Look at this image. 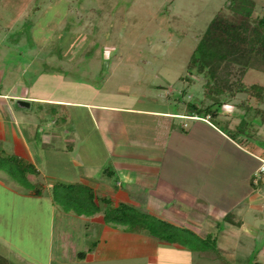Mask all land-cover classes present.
Here are the masks:
<instances>
[{
	"label": "rangeland",
	"instance_id": "1",
	"mask_svg": "<svg viewBox=\"0 0 264 264\" xmlns=\"http://www.w3.org/2000/svg\"><path fill=\"white\" fill-rule=\"evenodd\" d=\"M254 1L255 14H259L264 0ZM227 3L228 0H0V93L18 81L30 92H40L41 97L187 114V103L203 99L201 81L187 76L189 57L210 20ZM244 82L264 85V75L249 71ZM244 99L245 95H238L224 107L226 112L217 120L233 129L240 120L237 115L243 113L239 104ZM261 107L263 116L254 122L252 132L245 129L253 136L250 143L243 137H230L233 132L214 119L210 121L214 131L202 121H186L189 128L185 132L179 129L184 141L181 152L186 151L181 156L188 157L191 149H198L203 159L187 162L188 173L210 174L202 181L203 187L200 188L199 182L198 188H192L199 193L201 202L186 212L191 224L186 227L200 238L208 234L216 236L215 246L221 258L212 251L199 257L188 250L178 252L171 246H159L154 261H149L133 255L134 241L125 238L119 243L122 258L99 262L86 259L70 264H264V176L262 193L259 187L249 186L245 181L248 167L257 169L261 163L238 153L227 144L229 140L219 138L215 132L229 136L253 153H263L264 161V105ZM13 108L18 109L16 104ZM47 108L31 103L29 109L18 110L19 118L26 119L31 126L25 132L27 140L44 149L51 146L50 130L41 132L44 119L48 118ZM69 113L71 120L63 129L59 123L55 126L61 138L52 142L54 153L43 152L45 163L41 168L66 177L71 155L62 141L67 136L65 130L74 128L72 156L81 164L89 163L85 168L90 172L88 183L99 191L112 192L115 178L106 173L112 172V166L99 145L93 122L82 110L70 109ZM248 191L254 205L261 201V209L251 210L248 204L245 203L247 207L239 204L241 194ZM12 201L11 213L0 225L7 224L6 232L15 250L20 251L18 255L26 264H58L52 258L58 252L57 242L53 252L49 248L50 232L56 237L58 229L50 225L47 200H22L28 211L21 222L16 218L18 198L12 197ZM39 203L44 206L41 211L35 208ZM0 205L6 206V200ZM55 206L62 213V208ZM224 206L229 209L226 223L221 220L223 216L219 215V219L209 216L211 207ZM149 209L164 211L159 202H153ZM172 213L165 212L169 216ZM236 221H244V228L226 225ZM79 226L75 230L64 226L66 233L77 238L76 248L83 249L79 241L87 247L100 240L94 226ZM3 230L4 227L0 228V233ZM12 252L16 253L14 249ZM10 256L15 263L21 262L12 259L14 254Z\"/></svg>",
	"mask_w": 264,
	"mask_h": 264
},
{
	"label": "crops",
	"instance_id": "2",
	"mask_svg": "<svg viewBox=\"0 0 264 264\" xmlns=\"http://www.w3.org/2000/svg\"><path fill=\"white\" fill-rule=\"evenodd\" d=\"M1 75L2 73L0 72V79ZM39 94L40 92H30L29 88L18 81L14 85L5 88V92L0 93V160L3 162L4 159L16 157L32 166L36 172L35 175H25L23 182L16 180L11 175V171L9 172L6 169L8 168L6 163L0 167V203L6 200V206L0 205V223L5 218L7 219V214L11 213L13 208L12 197L16 200L18 198L19 201L16 206L18 207L16 218L19 219V222H21L23 216L25 219L27 218L28 211L26 204L24 206L21 204L22 200L30 199L36 202H41L43 199L47 200L50 225H52V229L53 227H57L58 229L56 237H54L53 232L52 235L50 232L49 248L53 252L55 242H57L58 252H55L52 258H56L58 264H70L77 261L83 262L86 259L91 262H99L108 260L109 258H122L119 243L121 244L125 238L133 239L132 241H134L132 242L131 249L134 250L133 255L136 257H145L149 261H154L159 246H171L178 252L187 251L186 248L181 246L159 242L144 234L126 232L119 226H107L102 214L106 205L102 200L109 201V207L111 208H115L119 204H126L140 212L187 228L186 226L191 224H188V215L190 214L188 213L186 215V212L194 210L197 204L201 202L199 193L192 190V188H198L199 182L202 185L200 188L203 187L202 181L205 176H209L210 174L202 172L188 173L185 167L187 162L189 163L190 160L196 159L200 160L202 157L198 153V149H191L188 157L181 156V153L186 155V151L181 152V148H184L182 147L184 141L181 140L180 135L182 134L179 129L185 132L189 128L186 121L205 122L213 131L215 127L205 119L188 116V113H172L136 107L53 99L47 96H38ZM41 95L43 94L41 93ZM19 101L29 103V107H20L18 105ZM31 103H36L39 106L46 105L48 107L45 110L48 118L44 119L45 125L41 129V132L45 129L50 130L49 138L51 146L46 149L44 147L38 148L27 140L25 132H28L31 126L26 119L19 118L20 111L29 109ZM14 104H16L18 109L13 108ZM50 105H55L57 109ZM58 105L64 106L57 107ZM70 109L82 110L93 122V131L96 134L99 145H101V149L105 152V156L112 166V172L106 171L109 176L115 178L114 186H112L114 190L112 192L107 190L99 191L94 188L93 184L88 183L87 180L89 179L90 172L85 168L86 163L87 165L89 163L81 164L72 156L76 136V130L74 128L65 130L67 136L62 141L66 143V148L69 151V155H71L67 165L66 177L59 176L53 171L48 170L47 172L41 168V165L45 163L43 152L51 151L54 153L52 142L55 140V143L60 141L61 137L55 126L59 123L63 129L68 124V121L71 120ZM215 132L218 137L220 136L227 141L229 140L231 143L229 141V143L227 141L226 143L229 146H233L238 153L242 155L247 154L259 164V159L263 160V153H253L234 143L225 134H221L216 130ZM71 133L72 135H70ZM63 147L65 148V146ZM78 166H80L79 169ZM75 169H78V171ZM257 169L252 170L248 167L249 172L245 180L247 185L252 186L251 179ZM57 184H77L91 189L95 197L94 203L99 209L98 212L94 215L81 216L72 215V212H59V209L52 200V189ZM207 186L208 184H205V187ZM259 188L261 189L259 193H262V188ZM33 189L39 191L37 195L33 194ZM243 191L245 192L246 189H243ZM244 192L241 194L242 200L239 204L241 203L245 207L248 204L251 210L253 208L261 209V201L259 200L258 204L254 205V201L250 197L251 191ZM260 199H263V197H260ZM153 202H159L163 206L164 211L149 209ZM171 205L173 206L171 207ZM142 207L146 208L143 209ZM35 208L41 211L44 209V206L39 203ZM210 209L211 212H207L211 217H218L219 219V215L221 217L223 216L221 219L223 222L229 217V209L225 206L218 209L211 207ZM167 211H173L172 214L175 217L165 214ZM175 221H179L180 224H176ZM182 223L185 225H182ZM5 224H2L3 226L0 225V228L4 227L3 232L0 233V256L17 264L11 260L10 255L14 254L12 259H19L21 262L23 261L22 264H26L24 259L18 255L20 251L15 250V247L12 245L13 242L9 240L10 236L6 232L7 226L5 227ZM80 224L86 227L94 226L96 228L95 233L98 237H101L100 240L91 242L87 247L85 246V242L81 243L79 241L82 244V250L80 246L76 248L78 244L77 238L64 231V226H71L69 229L75 230V228L78 229L80 227ZM226 225L229 227L233 225L235 227L237 226L238 230H240L245 223L244 221H236V223ZM92 244H94L93 252L88 253L83 259H78L77 254L87 252ZM13 249L16 253L12 252Z\"/></svg>",
	"mask_w": 264,
	"mask_h": 264
},
{
	"label": "trees",
	"instance_id": "3",
	"mask_svg": "<svg viewBox=\"0 0 264 264\" xmlns=\"http://www.w3.org/2000/svg\"><path fill=\"white\" fill-rule=\"evenodd\" d=\"M255 7L254 0H228L225 9L210 20L197 40L186 67L187 76L201 81L203 96L198 103L186 104L188 116L208 122L214 119L218 124H223L226 130L233 132L230 137H243L248 142L253 136L247 134L245 129L252 132L254 122L260 115L263 116L261 106L264 105V85L244 82L249 71L264 75V8L255 14ZM238 95H245L239 104L243 113L237 115L239 122L233 129H229L217 118L226 112L224 107ZM5 163L8 167L6 169L18 181L24 182L25 175L36 174L32 166L16 157L4 159L3 162L0 160V167ZM263 176L264 173H253L251 185L261 187ZM38 192L33 189L34 195ZM52 200L62 211L78 216L94 215L99 210L91 189L82 185H55ZM102 202L106 205L102 212L105 224L119 226L129 233L144 234L159 242L181 246L193 254H199V257L205 251H212L221 258L215 246L216 236L213 238L208 234L200 238L188 228L140 212L126 204L111 208L109 201L103 199ZM93 250L94 244L87 252L78 253L77 258L83 259ZM0 264L14 263L0 256Z\"/></svg>",
	"mask_w": 264,
	"mask_h": 264
},
{
	"label": "built area",
	"instance_id": "4",
	"mask_svg": "<svg viewBox=\"0 0 264 264\" xmlns=\"http://www.w3.org/2000/svg\"><path fill=\"white\" fill-rule=\"evenodd\" d=\"M260 163L261 165L259 166L258 170L256 171V173H260V174H263L264 173V161L263 160H260Z\"/></svg>",
	"mask_w": 264,
	"mask_h": 264
},
{
	"label": "water",
	"instance_id": "5",
	"mask_svg": "<svg viewBox=\"0 0 264 264\" xmlns=\"http://www.w3.org/2000/svg\"><path fill=\"white\" fill-rule=\"evenodd\" d=\"M18 105H19L20 107H23V108H27V107H29V103L24 102V101H19V102H18Z\"/></svg>",
	"mask_w": 264,
	"mask_h": 264
}]
</instances>
